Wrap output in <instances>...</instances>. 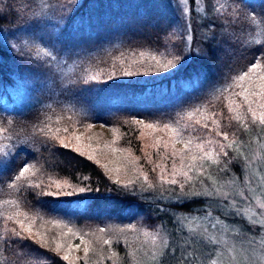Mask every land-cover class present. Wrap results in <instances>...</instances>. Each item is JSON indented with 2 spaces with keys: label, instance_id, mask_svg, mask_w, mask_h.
<instances>
[{
  "label": "trees",
  "instance_id": "obj_1",
  "mask_svg": "<svg viewBox=\"0 0 264 264\" xmlns=\"http://www.w3.org/2000/svg\"><path fill=\"white\" fill-rule=\"evenodd\" d=\"M176 5L177 0H0V17H6L0 18V138L5 145H14V158L0 168V264H73L62 260L61 251L42 243L16 220L7 218L12 226H6L3 211L10 205L17 206L27 223L58 218L70 207L75 224L90 229L108 228L127 218L158 230L164 219L149 207L152 202L206 213L203 204L192 199L178 202L169 195L159 196L164 184L153 155L143 147L142 121L177 120V110L184 108L185 116L202 106L206 115L217 114L219 131L227 132L228 139L246 137L253 120L249 113L244 118L236 112L234 99L240 95L229 93H241L246 82L258 84V78L264 76V0H205L204 11L190 0L188 19L181 17ZM36 40H43L46 47ZM49 47L57 59L65 51L76 54L58 101L44 104L36 97L20 103L22 87H31L32 96L37 90L42 95L44 67L54 66L55 60L38 52ZM185 55L188 59L179 69L162 70L169 60L175 63ZM253 63L257 68L250 73L251 79L238 80ZM97 71L101 74L93 81L91 73ZM128 72L132 75H125ZM227 85L231 87L223 94L215 92ZM97 97L105 98L107 109L93 116L80 113L79 106ZM229 99L234 101L232 112ZM237 114L242 117L239 121L234 119ZM92 121L110 127L115 145L130 149L142 169L137 174L140 180L129 185L132 194L127 197L118 195L117 189L128 181L117 184L93 156L64 140V128ZM208 123L207 129L200 128L195 135L216 136L214 125ZM224 151L228 155L220 154V163L238 169V152L232 147ZM25 164L29 170L16 179ZM89 187L99 191H75ZM53 191L60 195H33ZM68 192L74 195H66ZM216 211L220 213L218 208ZM171 226L178 228L173 222ZM105 231L115 236V231L120 232ZM14 232L24 239L17 240ZM177 234L169 230L170 239ZM75 264L89 263L80 259Z\"/></svg>",
  "mask_w": 264,
  "mask_h": 264
},
{
  "label": "rangeland",
  "instance_id": "obj_2",
  "mask_svg": "<svg viewBox=\"0 0 264 264\" xmlns=\"http://www.w3.org/2000/svg\"><path fill=\"white\" fill-rule=\"evenodd\" d=\"M186 7L188 9V16L186 18L188 19L190 17V0H188ZM195 7L200 11H204L205 0H195ZM189 37H191V30L188 32ZM256 37H258V29L256 30ZM38 41L36 40L37 44H42L46 47L47 44L43 40ZM47 51L51 53V56L46 55L43 49H40L38 54L41 57L43 55L44 57H50L49 61L52 60L51 58H54L55 61L52 63L54 66L44 67L46 71H44L43 77L40 76L37 78L40 79L42 77L41 80H43V85L40 89L42 95L37 90V93L34 92L36 96L34 94L32 96L30 90L33 89L31 87H22L21 91L24 93L20 100H18L20 103H24V98H26L27 102V100H33L36 97L42 100L44 104H52L54 101H58L61 89L68 80L69 69L74 63L76 54L72 51H65L61 54L62 57H58L57 59L52 48H47ZM97 72V74L95 72L91 74L94 77H98L101 71ZM252 84H254V81L246 82L244 89H251ZM219 85L221 86V83ZM213 87L217 88L216 85ZM231 93H233V90ZM241 98L242 96L240 95V97L234 99L235 104L233 107L237 113L241 115L243 113L244 118H246V115H248L247 105L243 104ZM252 99L259 100V97L253 96ZM106 105L109 106L108 103H105V98L97 97L79 106V111L82 114L93 116V114L95 115L97 112L107 109ZM236 105L242 106L237 109ZM253 107L255 108L256 104H253ZM182 110L184 108L176 111L175 117L177 119L179 118L178 114L184 116ZM184 117L186 119V114ZM175 120L166 117L163 120L142 121L141 139L143 147L153 155V162L158 169L160 177L161 169H164L163 175L168 179L173 178L174 163L176 168L180 167V157L176 156L173 159V151L184 149L183 142L176 143L175 149L173 148V138L164 128L165 124H170L175 127ZM148 124H152L154 127H146ZM64 131L63 137L66 142L78 150L93 156L116 180L117 178H119V181L134 182V180H140L139 178L141 176L137 174L142 169L135 162V154L130 149H122V147L115 145L112 141L113 137L111 136V133L114 131L107 125H103L98 121H92L87 123V125L78 123L74 128H67V131ZM1 134L0 130V137ZM187 135L185 133V138H187ZM201 139L219 140L224 144L231 143L232 148L240 156L238 169L229 166V164L220 163V156L219 163L206 162L202 173L195 170L190 172L189 175L193 176V180L188 183H185L183 176L175 177L180 183L185 185L184 191H203L208 189L210 191L218 190L221 193L229 194L227 198L217 196L186 198V200L192 199L197 203L203 204L202 206H204L203 209L206 210V213L180 211L163 203L152 202L149 207L161 214L164 219L158 230L154 231L141 223L122 218L112 222V225L108 228H103L104 231L101 232L100 228L90 229L79 227L75 224L74 209L67 207L61 211V215L58 218L51 220L44 219L39 223H27L24 221L23 228L35 238L42 241V243L49 244L54 248H56L57 243L61 244L60 251L64 255L68 247L71 246L69 260L72 261L75 257H79L89 264H154L153 253L160 246V240L157 239L153 242L152 236L159 232L160 236L168 234L170 239L169 230L177 229L174 226L170 227L171 222L179 227L177 223L178 217H199V221H194L193 223L201 229H207V234L214 236L219 241L217 246L220 253L217 257L218 264H264V231L260 229V224L264 221V208H261V205L264 204V181H262V178H264V127L258 122L253 121L250 124L248 135L240 140L228 139L225 141L224 138L217 136ZM165 143H167V147L164 146ZM4 145V140L0 138V147ZM211 147L216 150L214 144ZM205 150L208 149L206 148ZM162 189L159 193L160 195H156L164 198L169 195L171 189H176L177 193L180 191L177 185L167 183H164ZM240 192H243L244 195H239ZM183 200L185 199H181L180 201ZM233 201L236 202L235 208L229 206ZM217 208L220 210V213L216 211ZM209 211L212 213L211 216H207ZM3 214L5 215L4 223L6 226H12V224H7V218H10L12 221L16 220V222L23 221L21 217L22 212L15 205H10L5 208ZM228 215L234 218L236 217L238 220L235 218L232 221V219H228ZM217 217L223 223L218 224L216 222ZM240 220L244 223L240 224ZM53 221L59 222V226L54 224ZM30 224L31 231H28L27 229ZM129 224L135 227L128 228L127 226ZM19 225L21 224L19 223ZM69 229H72V231L69 232ZM105 230H119L120 232L115 231V234H117L115 236L113 232ZM145 233H148V235H145ZM178 236L179 234H177ZM81 237L83 238V242L81 241ZM105 240L110 241V243L105 244ZM76 245H79V247L77 248ZM86 246L94 249V251L88 252L87 259H85L84 251ZM113 253H116V255L113 256Z\"/></svg>",
  "mask_w": 264,
  "mask_h": 264
},
{
  "label": "snow or ice",
  "instance_id": "obj_3",
  "mask_svg": "<svg viewBox=\"0 0 264 264\" xmlns=\"http://www.w3.org/2000/svg\"><path fill=\"white\" fill-rule=\"evenodd\" d=\"M188 3V0H177V7H179L181 17L186 18L188 16V9L186 7ZM0 18H6V17H0ZM184 28L187 30L188 24L187 20L185 19ZM223 27V25H221ZM215 28V23L213 22V29ZM212 39L215 38V35L211 37ZM191 39V37H189ZM46 55L51 56L50 52H47L45 50ZM196 55H204V53L196 52ZM188 59V55L185 56H179L176 58L175 63L173 61L169 60L167 63L163 64L162 70L163 71H175L179 69L184 60ZM257 68V64L253 63L251 65V68L248 72H244L242 75L238 77V80L245 81L250 80V73H253V70ZM254 74V73H253ZM125 75L131 76L132 73L128 72L125 73ZM96 78L92 77V80L94 81ZM260 83L258 84H252L251 89H243L241 93H229V96L232 95H241L243 98V104L247 105V113L251 115V118L253 121L258 122L262 127H264V76H260L259 78ZM231 85H227L226 87L215 89V92L223 94V92L228 91V88H230ZM259 89L258 91L256 89ZM256 96L259 97V100H253L252 97ZM227 99V97H226ZM234 101L229 99L228 103V109L230 112L233 111L232 104ZM253 104H256V107H253ZM242 105H236V108L239 109ZM206 110L203 109L202 106H196L192 110L188 111L186 113V119L184 116H179L177 120L174 121L175 127H173L170 124H165L164 128L170 133L172 139V146L175 149V144L183 142L184 143V149H181L179 151H173L172 156L173 159H175L176 156L180 157V167L176 168L175 163L173 165L174 170L172 172L171 179L166 178L163 175L164 169H161V177L160 181L161 184L167 183L170 185H177L180 189L179 193H177L176 189H171L169 192V198L175 199L176 201H180L181 199L189 198V197H200V196H217L222 198H227L229 195L228 193H221L218 190H208L205 189L203 191H184V184L180 183L178 179L175 177L177 176H183L185 178V183H188L193 180V176L189 175L190 172L198 171L203 172L204 165L206 162H212V163H219L220 154H223L224 156H227L228 153L224 151L225 147H232V144H224L221 143L219 140H203L200 137L196 136L195 133L200 128L207 129L209 127V121L214 125V130L216 132V136H222L225 141L228 140V133L227 132H220L219 131V121L215 118L216 113H212L211 115L205 114ZM234 119L237 121L241 120L242 117L237 114L234 116ZM183 121V123H181ZM146 127L153 128L154 125L148 124ZM67 131V129H65ZM185 133H187V138H185ZM79 139V137H77ZM199 141V142H197ZM159 142V141H158ZM215 145L219 148V152H216L211 145ZM167 147V143L164 145ZM64 147H67V144H64ZM208 150H205V149ZM13 151H14V145L8 144L0 147V157H3V159H0V168H6L7 163H10V157H13ZM79 151V150H77ZM91 159V157H89ZM98 163V162H97ZM29 170V165L25 164L20 170L19 174L16 176V179H19L20 177L24 176L25 173ZM223 171V169H221ZM262 181H264V178H262ZM117 184H121L119 181V178L116 180ZM133 181H128L127 183L121 184V187L117 189V194L122 195L124 197L129 196L132 194L129 189V185H131ZM203 183V181H201ZM57 189H60V185H57ZM79 193L84 192H92V191H99L98 189H92V188H79L75 190ZM33 195L40 197V196H52V197H58L60 195V191H53V192H46V193H40L36 192L33 193ZM66 195H74V192H68ZM239 195L243 196V192H240ZM230 207L235 208L236 202L233 201L230 205ZM261 208H264V204L261 205ZM212 213L209 211L207 213V216H211ZM199 217H178L177 223L179 224V227L176 229V232L179 234L177 237L176 235H173L171 239H169L168 234H165L164 236H160L159 232L152 236L153 242H155L157 239L160 240V246L158 247L157 251L153 253V261L154 264H218L217 257L220 255L218 250V244L219 241L212 235L207 234V229H201L197 225H195L194 221H199ZM187 221V223H185ZM216 222L218 224L223 223L219 217L216 218ZM18 223L21 224V226H24V221H18ZM54 224L59 226V222L53 221ZM128 228H134V225L129 224L127 226ZM215 227V225H213ZM260 229L264 231V221L260 224ZM28 231H31V224L28 226ZM72 229H69V232H71ZM101 232L104 231V229H100ZM17 240L24 239V237H21L20 233H13ZM145 235H148V233H145ZM81 241L83 242V238L81 237ZM105 244L110 243V241L105 240ZM62 245L57 243L56 252H59ZM78 248L79 245H76ZM85 259H87V254L89 251H94V249H91L89 247H85ZM71 254V246L68 247L65 255L61 257L62 260L68 261L69 255ZM113 256L116 255V253L112 254ZM79 257H75L73 260V264H75L76 260H79Z\"/></svg>",
  "mask_w": 264,
  "mask_h": 264
}]
</instances>
